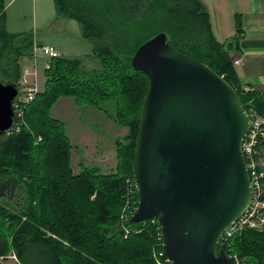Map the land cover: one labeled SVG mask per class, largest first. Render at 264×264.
Listing matches in <instances>:
<instances>
[{
    "label": "trees",
    "instance_id": "trees-1",
    "mask_svg": "<svg viewBox=\"0 0 264 264\" xmlns=\"http://www.w3.org/2000/svg\"><path fill=\"white\" fill-rule=\"evenodd\" d=\"M54 3L58 17L81 25L82 38L93 50L83 59L50 58L44 90L20 108L13 129L0 137V264H171L157 220L130 223L139 205L134 161L150 84L131 60L144 42L167 33L172 49L211 67L233 86L247 110L252 103L264 115V93L245 91L232 57L240 28L231 42H220L202 0ZM6 22L5 0H0V79L21 88V62L34 57V37L8 32ZM85 59L98 61L100 68L85 70ZM61 98L97 108L129 128L127 142H116L113 172L96 166L74 172L65 123L51 115ZM130 192L134 212L122 222ZM229 242V249L224 241L219 245L227 256L236 255L242 264H264V227L245 229ZM12 254L17 263L10 262Z\"/></svg>",
    "mask_w": 264,
    "mask_h": 264
},
{
    "label": "water",
    "instance_id": "water-1",
    "mask_svg": "<svg viewBox=\"0 0 264 264\" xmlns=\"http://www.w3.org/2000/svg\"><path fill=\"white\" fill-rule=\"evenodd\" d=\"M149 78L136 139L138 208L157 220L171 264H232L219 245L248 211L253 189L243 144L251 126L241 97L208 65L171 48L167 33L131 60ZM21 88L0 79V137L16 122Z\"/></svg>",
    "mask_w": 264,
    "mask_h": 264
},
{
    "label": "rangeland",
    "instance_id": "rangeland-1",
    "mask_svg": "<svg viewBox=\"0 0 264 264\" xmlns=\"http://www.w3.org/2000/svg\"><path fill=\"white\" fill-rule=\"evenodd\" d=\"M6 1V4H9L6 8L8 32L31 34L34 44L36 41L38 45L53 46L66 58L83 59L92 53L93 45L82 38L81 25L75 20L58 17L54 0H13L11 3ZM226 36L225 33L219 35L222 43L230 42L231 38L228 40ZM32 51L34 57L25 58L21 62L22 77L25 75V69L36 73V76L28 75L27 79L31 83L38 82V90L42 91L46 82L44 71L49 66L50 58L41 51H38L35 57L34 49ZM2 64L3 61H0V65ZM84 68L93 71L99 69L100 64L94 59H85ZM111 107L112 104L108 105L113 113ZM51 115L65 123L66 133L72 144L71 162L75 173H79L84 167L93 166L100 168L105 174L115 170L116 142H127L126 138L130 135L128 127L121 126L97 108L78 106L72 98H61L53 107ZM130 180L127 182L130 183ZM128 195L126 209L121 215L122 222L134 212L131 192ZM13 256L14 254L10 262L17 263Z\"/></svg>",
    "mask_w": 264,
    "mask_h": 264
},
{
    "label": "crops",
    "instance_id": "crops-1",
    "mask_svg": "<svg viewBox=\"0 0 264 264\" xmlns=\"http://www.w3.org/2000/svg\"><path fill=\"white\" fill-rule=\"evenodd\" d=\"M202 1L209 11L213 33L220 42L219 35L225 33L231 42L240 28L238 52L232 53L233 59L240 61L236 65L239 79L244 86L264 93V0ZM6 3L5 0L7 8Z\"/></svg>",
    "mask_w": 264,
    "mask_h": 264
},
{
    "label": "built area",
    "instance_id": "built-area-1",
    "mask_svg": "<svg viewBox=\"0 0 264 264\" xmlns=\"http://www.w3.org/2000/svg\"><path fill=\"white\" fill-rule=\"evenodd\" d=\"M41 51L48 58H58L62 53L53 46L38 45L35 41L34 52ZM240 61H234V64H239ZM24 77L21 81V94L18 100L14 103L16 115L21 116L20 108L23 105L30 103L37 94L38 82H29L28 75L36 76V73L28 69L24 71ZM245 91L251 88L246 86ZM251 120L250 130L243 144V153L246 158L247 167L250 174L251 186L253 189V200L248 211L228 230L222 241H224L227 249L230 247L229 240L236 234L245 229L261 230L264 227V115L259 113L257 109L250 103L247 110ZM221 241V242H222ZM15 260L16 257L13 256ZM235 264H242L236 255L228 256Z\"/></svg>",
    "mask_w": 264,
    "mask_h": 264
}]
</instances>
